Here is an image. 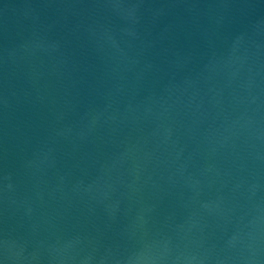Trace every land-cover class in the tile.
<instances>
[{"label": "water", "instance_id": "water-1", "mask_svg": "<svg viewBox=\"0 0 264 264\" xmlns=\"http://www.w3.org/2000/svg\"><path fill=\"white\" fill-rule=\"evenodd\" d=\"M0 264H264V0H0Z\"/></svg>", "mask_w": 264, "mask_h": 264}]
</instances>
